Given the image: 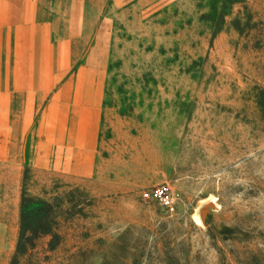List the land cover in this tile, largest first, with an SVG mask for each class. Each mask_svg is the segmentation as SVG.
I'll list each match as a JSON object with an SVG mask.
<instances>
[{
    "label": "rangeland",
    "instance_id": "rangeland-1",
    "mask_svg": "<svg viewBox=\"0 0 264 264\" xmlns=\"http://www.w3.org/2000/svg\"><path fill=\"white\" fill-rule=\"evenodd\" d=\"M112 17L97 172L0 162V264H264V0ZM23 187L56 225L17 255Z\"/></svg>",
    "mask_w": 264,
    "mask_h": 264
},
{
    "label": "crops",
    "instance_id": "crops-1",
    "mask_svg": "<svg viewBox=\"0 0 264 264\" xmlns=\"http://www.w3.org/2000/svg\"><path fill=\"white\" fill-rule=\"evenodd\" d=\"M174 0H0V162L97 172L113 13Z\"/></svg>",
    "mask_w": 264,
    "mask_h": 264
},
{
    "label": "trees",
    "instance_id": "trees-1",
    "mask_svg": "<svg viewBox=\"0 0 264 264\" xmlns=\"http://www.w3.org/2000/svg\"><path fill=\"white\" fill-rule=\"evenodd\" d=\"M227 13L223 14L222 17H225ZM235 23L238 22L235 21ZM28 173L29 170L25 169L23 173V182L27 180ZM52 209L50 203L29 196L23 187L19 209L20 232L16 249L17 255H23L28 250V247L33 248L34 242L37 239L51 236L54 233L53 230L56 223L52 217Z\"/></svg>",
    "mask_w": 264,
    "mask_h": 264
},
{
    "label": "built area",
    "instance_id": "built-area-1",
    "mask_svg": "<svg viewBox=\"0 0 264 264\" xmlns=\"http://www.w3.org/2000/svg\"><path fill=\"white\" fill-rule=\"evenodd\" d=\"M142 196L146 200H151L158 203L166 212H174L172 197L165 189L154 188L145 192Z\"/></svg>",
    "mask_w": 264,
    "mask_h": 264
}]
</instances>
